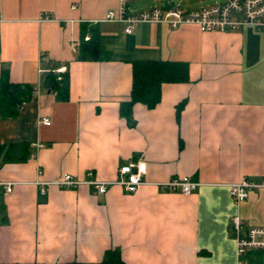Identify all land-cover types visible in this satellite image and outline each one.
Wrapping results in <instances>:
<instances>
[{"label": "crops", "instance_id": "obj_1", "mask_svg": "<svg viewBox=\"0 0 264 264\" xmlns=\"http://www.w3.org/2000/svg\"><path fill=\"white\" fill-rule=\"evenodd\" d=\"M118 6L0 0V76L39 89L0 117V264L100 262L115 248L126 264H234L235 218L243 230L264 227V188L239 204L230 195L235 182L264 179V31L138 23L128 33L105 20ZM85 23L98 28L103 59H77ZM150 59L188 62L190 80L164 83L154 108L136 103L128 118L132 61ZM59 67L69 73L67 100L44 84ZM140 160L148 183L135 192L46 184L91 170L115 181ZM183 176L200 183L189 195L153 184Z\"/></svg>", "mask_w": 264, "mask_h": 264}, {"label": "built area", "instance_id": "obj_2", "mask_svg": "<svg viewBox=\"0 0 264 264\" xmlns=\"http://www.w3.org/2000/svg\"><path fill=\"white\" fill-rule=\"evenodd\" d=\"M130 0H119V6L110 10L105 20L120 22L125 25L126 32L133 31L138 23H167L173 28L183 24L198 25L202 31H228L238 30L244 26L251 25L258 30L264 31V0H221L214 3L184 8L179 5H154L148 9L136 10L129 5ZM75 7V6H74ZM48 17L47 15L43 18ZM90 39V34L85 36ZM67 71L66 67H59L55 70L62 79V74ZM39 94V89L34 88L32 96ZM26 104L23 102L21 108ZM41 122L50 125L49 118L44 117ZM147 163L144 160L124 165L120 168L119 179L115 181L100 180L91 170L85 179H75L72 175L66 174L62 179L46 184H54L61 188H78L82 185H92L99 194L107 193L109 187L114 184L120 185L128 192H135L138 188L148 183L145 180ZM44 184L45 182L39 181ZM163 192L180 191L189 195L200 185L189 176L171 178L162 182H154ZM264 188V179L260 181L248 178L242 179L230 185V195L236 204L245 200L249 191ZM7 192L12 191V183L6 184ZM45 192L44 189H42ZM237 260L234 264H264V257L261 261L253 257L248 259L250 253L264 251V227H254L243 230V222L239 217L234 220Z\"/></svg>", "mask_w": 264, "mask_h": 264}, {"label": "trees", "instance_id": "obj_3", "mask_svg": "<svg viewBox=\"0 0 264 264\" xmlns=\"http://www.w3.org/2000/svg\"><path fill=\"white\" fill-rule=\"evenodd\" d=\"M86 34H90V39L86 40ZM106 49L101 42L100 33L97 27L84 24L81 30V39L78 49L77 59H103L106 56ZM133 86L131 96L128 101L121 105V112L124 116H132L133 106L136 103H143L148 108H154L160 101L162 86L164 83L188 82L189 63L179 60H133ZM59 74L50 71L44 78V84L49 89L55 90L57 96L62 100H67L69 96V73L68 70L62 74V79H58ZM33 87L28 84L16 83L10 80L8 71L4 70L0 76V117L6 118L14 116L19 112L23 102L31 99ZM183 103L179 104L182 106ZM19 144H11L18 147ZM9 147V149H11ZM3 147H0L2 152ZM253 257L261 261L264 251L254 252ZM66 264H126L122 258L120 250L110 249L100 262H69Z\"/></svg>", "mask_w": 264, "mask_h": 264}, {"label": "rangeland", "instance_id": "obj_4", "mask_svg": "<svg viewBox=\"0 0 264 264\" xmlns=\"http://www.w3.org/2000/svg\"><path fill=\"white\" fill-rule=\"evenodd\" d=\"M162 1H173V5H179L181 4L182 7L187 8V3H191L194 5H206L210 3H214L216 1L221 0H130L129 5L133 8L139 7L141 9H148L151 8L154 5H162ZM187 5V6H186Z\"/></svg>", "mask_w": 264, "mask_h": 264}]
</instances>
